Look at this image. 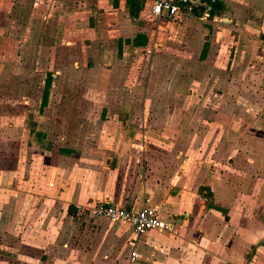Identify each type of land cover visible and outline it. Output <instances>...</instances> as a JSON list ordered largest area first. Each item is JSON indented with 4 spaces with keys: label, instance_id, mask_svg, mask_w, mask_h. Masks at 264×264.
<instances>
[{
    "label": "crops",
    "instance_id": "crops-1",
    "mask_svg": "<svg viewBox=\"0 0 264 264\" xmlns=\"http://www.w3.org/2000/svg\"><path fill=\"white\" fill-rule=\"evenodd\" d=\"M206 1L207 17L170 20L151 14V0H0V100L7 77H43L14 167H5L6 132L19 126L0 104V264H264L260 215L244 204L264 183L247 192L251 180L219 173L202 138L177 135L186 117L211 115L201 93L227 105L264 98V0ZM177 84L197 105L179 103ZM90 115L127 137L87 144L78 132L92 130ZM220 127L229 142V123ZM159 130L175 136H150ZM97 202L155 207L175 231L135 236L93 216Z\"/></svg>",
    "mask_w": 264,
    "mask_h": 264
},
{
    "label": "rangeland",
    "instance_id": "rangeland-1",
    "mask_svg": "<svg viewBox=\"0 0 264 264\" xmlns=\"http://www.w3.org/2000/svg\"><path fill=\"white\" fill-rule=\"evenodd\" d=\"M169 53V51H165L166 55H169ZM143 69L145 70V66ZM29 72H26L27 74H24L22 77L25 79H33V82L16 83L13 82L10 77H7V83L3 86L5 98L4 101L0 100V104H3L5 109L10 112H6V123L9 124L16 122L19 126L18 130L14 134L12 131L7 130L6 132L7 138L9 137L10 139L6 146L5 167H14L16 158L20 159L21 164H23L22 157L26 148L24 139L26 132L24 127L30 121L29 115L32 108L36 109L38 106L36 97L41 93L43 77L39 74V72L34 73V75H29ZM143 81H141V84ZM177 85L179 86V91H177L179 94L184 95V97L185 95H189L187 90L190 91V88L183 90L181 86L182 84ZM198 86L199 84L197 87ZM214 86L221 87V84L215 83ZM231 86H233V84H231ZM215 89L220 90L216 87ZM159 90H161V87ZM159 90L157 91L159 92ZM199 96L201 98L199 99L198 104L200 101L203 104L206 103L209 108L208 112L211 115L200 116V118L198 116H193L191 118L186 117V120L189 119V121L183 126L184 129L181 131L182 136L179 135V132L177 135L183 139H194L195 143L202 138L203 146L201 147V153L206 155H215L214 157H217V161L219 162L214 164V168H216L219 173L226 172L231 178L237 179L238 177H245L249 181L251 180L248 187H246L247 192L252 191L254 188H258L261 183H264V98L260 100L231 98L228 106L225 103L227 100L219 98L217 94L211 95L207 92L201 93ZM184 97L179 100V103L183 100V105H197V98L193 99L192 96ZM222 104L225 108L224 115H221L218 111ZM212 106L216 109H213ZM13 109H16L15 112ZM226 109L230 111L229 114L226 113ZM12 111L14 113H12ZM95 118L96 117L93 115H90L86 119L87 121L90 120L89 122L96 123L91 126L92 130L78 132V135L83 133L86 135L85 140L87 144L94 141L97 142L99 140L105 141L113 139L115 134L117 136L121 135L122 138L127 137H125V131L121 133V131L114 128L111 120L99 121L98 118ZM226 122L230 125V139L229 142L221 143L220 139L223 136V133L220 129V125ZM216 125H219V129H217ZM208 126L209 130H204ZM96 128H101V130H95ZM133 133L134 131L130 133V138L133 137ZM70 135L72 139L77 138V132H72ZM150 136L153 138H171L175 136V134L170 130H159L155 133V135ZM185 149L184 154H188L195 148L189 147ZM39 155H41L39 158L45 160V158L49 156V153L41 150L39 151ZM227 159H229V162H227ZM243 161H245V163H243ZM244 165H246L247 168L246 176L243 170ZM244 198V204L249 211V216L254 214L256 216V212L260 215V220L263 225V233L261 237L259 236V238L264 240V194H262L258 199H256L253 194H247Z\"/></svg>",
    "mask_w": 264,
    "mask_h": 264
},
{
    "label": "built area",
    "instance_id": "built-area-1",
    "mask_svg": "<svg viewBox=\"0 0 264 264\" xmlns=\"http://www.w3.org/2000/svg\"><path fill=\"white\" fill-rule=\"evenodd\" d=\"M150 12L153 16L164 17L170 20H179L183 17H207L211 11V4L206 0H151ZM93 216L106 217L113 222L128 223L135 236L150 229H159L173 232L172 222L159 217L155 207L143 205L138 209L125 208L111 203L97 202L91 206ZM136 252L130 253V261H134Z\"/></svg>",
    "mask_w": 264,
    "mask_h": 264
},
{
    "label": "trees",
    "instance_id": "trees-1",
    "mask_svg": "<svg viewBox=\"0 0 264 264\" xmlns=\"http://www.w3.org/2000/svg\"><path fill=\"white\" fill-rule=\"evenodd\" d=\"M49 87H50V81H47L46 80V82L44 84V87H43V94H42V99H41V106L45 104Z\"/></svg>",
    "mask_w": 264,
    "mask_h": 264
}]
</instances>
